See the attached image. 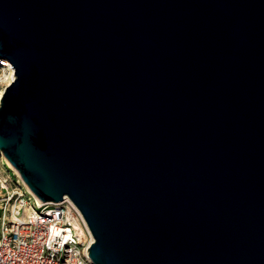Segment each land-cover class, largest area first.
<instances>
[{
	"label": "water",
	"instance_id": "water-1",
	"mask_svg": "<svg viewBox=\"0 0 264 264\" xmlns=\"http://www.w3.org/2000/svg\"><path fill=\"white\" fill-rule=\"evenodd\" d=\"M0 59V154L92 263L264 264V0H0Z\"/></svg>",
	"mask_w": 264,
	"mask_h": 264
},
{
	"label": "built area",
	"instance_id": "built-area-1",
	"mask_svg": "<svg viewBox=\"0 0 264 264\" xmlns=\"http://www.w3.org/2000/svg\"><path fill=\"white\" fill-rule=\"evenodd\" d=\"M12 173L13 184L0 178V264H94L93 237L76 205L68 197L42 202Z\"/></svg>",
	"mask_w": 264,
	"mask_h": 264
},
{
	"label": "bare ground",
	"instance_id": "bare-ground-1",
	"mask_svg": "<svg viewBox=\"0 0 264 264\" xmlns=\"http://www.w3.org/2000/svg\"><path fill=\"white\" fill-rule=\"evenodd\" d=\"M1 61L4 60V59H0ZM5 62V66H0V70L3 71V76L7 79V83L8 84L13 78H14V72H13V69L11 68V66L8 65L7 61H4ZM3 92V88H0V96ZM1 155V154H0ZM2 157V156H1ZM3 159V164L1 165V170L3 172H8V171H13L14 173H16L18 175V172L13 168L11 167L5 160L4 158L2 157ZM25 186V185H24ZM26 187V186H25ZM27 188V187H26ZM39 200V199H38Z\"/></svg>",
	"mask_w": 264,
	"mask_h": 264
},
{
	"label": "rangeland",
	"instance_id": "rangeland-1",
	"mask_svg": "<svg viewBox=\"0 0 264 264\" xmlns=\"http://www.w3.org/2000/svg\"><path fill=\"white\" fill-rule=\"evenodd\" d=\"M7 79L3 76V71L0 70V88H3L7 85ZM3 164V159L0 155V178H4L6 176H9L10 178H12L13 181H10L11 184H13V182L15 181V177L14 174L12 173V171H8V172H3L1 170V165Z\"/></svg>",
	"mask_w": 264,
	"mask_h": 264
}]
</instances>
